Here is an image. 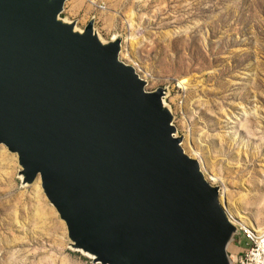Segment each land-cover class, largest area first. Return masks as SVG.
I'll return each instance as SVG.
<instances>
[{
  "label": "water",
  "instance_id": "water-1",
  "mask_svg": "<svg viewBox=\"0 0 264 264\" xmlns=\"http://www.w3.org/2000/svg\"><path fill=\"white\" fill-rule=\"evenodd\" d=\"M68 0H0V144L40 177L96 264H234L240 233L175 135L164 88L60 15ZM75 249V250H76Z\"/></svg>",
  "mask_w": 264,
  "mask_h": 264
},
{
  "label": "rangeland",
  "instance_id": "rangeland-1",
  "mask_svg": "<svg viewBox=\"0 0 264 264\" xmlns=\"http://www.w3.org/2000/svg\"><path fill=\"white\" fill-rule=\"evenodd\" d=\"M60 17L81 31L93 20L103 42L121 38L120 59L147 91L166 90L175 135L224 205L263 230L264 0H68ZM22 170L0 144V264H96Z\"/></svg>",
  "mask_w": 264,
  "mask_h": 264
},
{
  "label": "bare ground",
  "instance_id": "bare-ground-1",
  "mask_svg": "<svg viewBox=\"0 0 264 264\" xmlns=\"http://www.w3.org/2000/svg\"><path fill=\"white\" fill-rule=\"evenodd\" d=\"M76 30H78L77 28H75ZM81 31V30H80ZM100 38V37H99ZM101 40V39H100ZM102 41V40H101ZM103 42V41H102ZM188 80L184 79L183 81H181L180 83L181 84H185L187 83ZM186 152V151H185ZM18 155V154H17ZM189 155V154H188ZM190 156V155H189ZM19 158V157H18ZM200 163V162H199ZM201 166V164H200ZM202 170V168H201ZM203 172V171H202ZM205 175V174H204ZM206 177V176H205ZM208 180V179H207ZM33 184L35 183H40L41 184V187L43 189V186H42V181H41V178H36L34 181H32ZM29 184V183H28ZM44 191V189H43ZM45 193V192H44ZM220 196H221V202L226 210V213L230 219V221L235 225V226H241V229H243V233H244V236L248 239V240H264V229L263 230H258L257 229V226L255 225V223L250 219L249 216L243 214V212L241 211H237V212H233L229 205H224V196L223 195V192H220ZM227 204V203H226ZM242 232V230H241ZM71 246L72 248H74V241L71 240ZM76 249V248H74ZM76 250H80L82 251L84 254L90 256V257H95L93 254H91L89 251H84L83 249H76Z\"/></svg>",
  "mask_w": 264,
  "mask_h": 264
},
{
  "label": "built area",
  "instance_id": "built-area-1",
  "mask_svg": "<svg viewBox=\"0 0 264 264\" xmlns=\"http://www.w3.org/2000/svg\"><path fill=\"white\" fill-rule=\"evenodd\" d=\"M244 252L234 261V264H264V240H248L241 235Z\"/></svg>",
  "mask_w": 264,
  "mask_h": 264
},
{
  "label": "crops",
  "instance_id": "crops-1",
  "mask_svg": "<svg viewBox=\"0 0 264 264\" xmlns=\"http://www.w3.org/2000/svg\"><path fill=\"white\" fill-rule=\"evenodd\" d=\"M241 235H243L242 234V232H241ZM235 243V242H234ZM233 243V244H234ZM233 246V247H232ZM230 248H233V250L231 249V251H230V255H231V257H232V259H233V261H235L243 252H244V246H243V243L242 242H240V241H237L236 243H235V245H231V247Z\"/></svg>",
  "mask_w": 264,
  "mask_h": 264
}]
</instances>
